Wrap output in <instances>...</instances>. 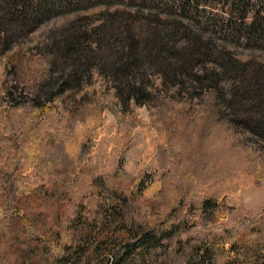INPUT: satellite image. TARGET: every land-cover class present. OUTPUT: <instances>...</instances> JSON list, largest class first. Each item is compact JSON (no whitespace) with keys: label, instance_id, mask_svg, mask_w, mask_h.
<instances>
[{"label":"trees","instance_id":"trees-1","mask_svg":"<svg viewBox=\"0 0 264 264\" xmlns=\"http://www.w3.org/2000/svg\"><path fill=\"white\" fill-rule=\"evenodd\" d=\"M88 1L0 0V40L8 46L51 17L63 16L43 30L35 45L39 60L20 51L6 55L0 118H10L22 106L39 112L57 100L67 117H86L103 108L91 88L99 79L104 90L113 91L122 118L135 121V107L172 112V103L195 105L194 122L222 124L240 134L237 142L249 141L264 154V0H223L224 24L213 21L231 29L241 57L219 43L209 28L212 21L201 25L197 19L206 0H92L105 8L85 29L76 7ZM11 85L18 97L11 96ZM157 115L174 131L171 116ZM17 127L12 120L11 129ZM85 196L66 202L71 210L57 219L61 242L46 249L39 264H264V241L255 239L238 247L232 242L228 255L214 261L203 226L216 221V199L205 198L196 207L181 195L153 211L137 196L127 203L117 192L111 214L103 215L100 204L97 211H84ZM196 209L202 211L199 222ZM77 221L88 227L81 236ZM27 234L47 247L48 235L29 229ZM78 236L81 242L75 241Z\"/></svg>","mask_w":264,"mask_h":264},{"label":"rangeland","instance_id":"rangeland-1","mask_svg":"<svg viewBox=\"0 0 264 264\" xmlns=\"http://www.w3.org/2000/svg\"><path fill=\"white\" fill-rule=\"evenodd\" d=\"M91 2L76 7L85 29L99 9L105 8ZM204 3V10L196 13L201 25L212 21L209 28L219 43L241 57L242 47L237 48L231 39H235L231 29L223 26L224 31L219 32L223 27L213 23L224 24L226 3ZM62 19L61 15L51 17L11 46L0 40V93L6 55L20 51L39 60L35 45L42 39L43 30ZM203 36H207L205 31ZM8 75L11 78L13 74ZM92 86L103 108L86 117H67L57 100L39 112L22 106L10 118H0V264L42 262L48 254L46 249L52 250L61 242L56 233L61 229L59 216L71 210L66 202L72 203L83 193L87 194L83 200L89 201L84 211H97L100 204L103 215L111 214L117 192L127 196V203L136 202L137 196L141 206L153 211L181 195L196 207L205 198L216 199V221L203 228L217 263L228 255L232 242L238 247L242 241H264L263 153L242 138L237 142L240 134L222 124L209 126L200 119L194 122L191 118H199L195 105L172 103V112L135 107L132 121L129 116L121 117L113 91L104 90L99 79ZM9 90L11 96L18 97L12 85ZM3 107L0 100V109ZM157 112L172 117L169 120L176 125L174 131L157 120ZM209 114L211 111H206ZM12 120L19 126L16 130L11 129ZM193 212L199 222L202 211ZM76 224L82 228L78 229L79 236L88 230L82 223ZM28 229L48 235L47 247L31 240Z\"/></svg>","mask_w":264,"mask_h":264}]
</instances>
